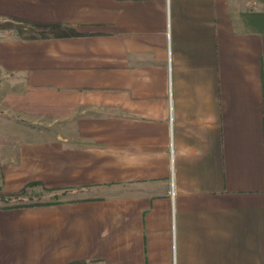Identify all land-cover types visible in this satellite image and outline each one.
<instances>
[{
  "label": "crops",
  "instance_id": "crops-1",
  "mask_svg": "<svg viewBox=\"0 0 264 264\" xmlns=\"http://www.w3.org/2000/svg\"><path fill=\"white\" fill-rule=\"evenodd\" d=\"M0 99L56 128L0 187L72 195L0 208V264H264V0H0Z\"/></svg>",
  "mask_w": 264,
  "mask_h": 264
},
{
  "label": "rangeland",
  "instance_id": "rangeland-1",
  "mask_svg": "<svg viewBox=\"0 0 264 264\" xmlns=\"http://www.w3.org/2000/svg\"><path fill=\"white\" fill-rule=\"evenodd\" d=\"M5 103H7L5 100L0 99V143H4L3 145L7 146L10 141L9 134H11V139L14 138V135H12L14 132H41L46 130L53 131L56 129L55 125L50 126L47 122L39 121L35 124L25 121L21 115L15 114L13 112L14 109L5 105ZM2 173L0 171V181L2 179ZM22 188H24L25 191L19 195L5 194L2 196L0 194V208L24 207L35 203L66 199L68 196L72 197L71 193L67 195V191H50L48 188L44 187L43 184L31 183ZM0 192L3 193L5 191L0 187Z\"/></svg>",
  "mask_w": 264,
  "mask_h": 264
},
{
  "label": "trees",
  "instance_id": "trees-1",
  "mask_svg": "<svg viewBox=\"0 0 264 264\" xmlns=\"http://www.w3.org/2000/svg\"><path fill=\"white\" fill-rule=\"evenodd\" d=\"M36 183H38V182H36ZM36 183H33V184H36ZM24 191H25V189L24 188H21V189H19L17 191H5V192H3L4 194L0 192V194L2 196L5 195V194H9V195H19L21 193H24ZM42 204L43 203H35V204H32V205H28V206L42 205ZM74 264H77V263H74Z\"/></svg>",
  "mask_w": 264,
  "mask_h": 264
}]
</instances>
